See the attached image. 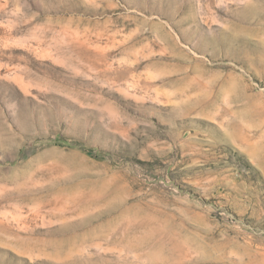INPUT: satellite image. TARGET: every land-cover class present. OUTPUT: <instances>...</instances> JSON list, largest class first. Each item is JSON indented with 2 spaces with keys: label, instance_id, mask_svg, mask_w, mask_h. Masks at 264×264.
<instances>
[{
  "label": "rangeland",
  "instance_id": "obj_1",
  "mask_svg": "<svg viewBox=\"0 0 264 264\" xmlns=\"http://www.w3.org/2000/svg\"><path fill=\"white\" fill-rule=\"evenodd\" d=\"M0 264H264V0H0Z\"/></svg>",
  "mask_w": 264,
  "mask_h": 264
}]
</instances>
